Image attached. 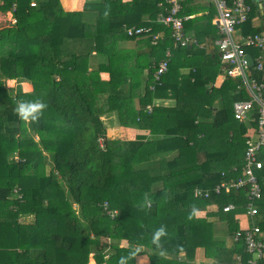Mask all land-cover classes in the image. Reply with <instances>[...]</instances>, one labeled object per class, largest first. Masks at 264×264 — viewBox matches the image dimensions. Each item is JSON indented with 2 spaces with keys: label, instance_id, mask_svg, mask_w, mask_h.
Segmentation results:
<instances>
[{
  "label": "trees",
  "instance_id": "16d2710c",
  "mask_svg": "<svg viewBox=\"0 0 264 264\" xmlns=\"http://www.w3.org/2000/svg\"><path fill=\"white\" fill-rule=\"evenodd\" d=\"M86 2L68 10L62 0H0L3 11L15 4L18 18L0 28V264H118L134 245L149 264H200L199 249L211 264H248L252 254L234 240L247 193L214 191L237 179L244 165L248 124L235 118L233 105L249 98L246 91L230 76L214 87L223 69L218 53L174 47L171 28L157 21L166 0ZM182 4V16L203 7ZM192 20L185 31L200 37ZM132 25L164 37L153 45L146 35L128 36L125 27ZM124 41L138 48L120 47ZM168 49L169 68L156 80ZM93 52L107 60L97 69L90 68ZM251 71L262 80L264 71ZM12 79L32 89L9 86ZM37 97L48 105L43 116L22 121L16 104ZM163 98L174 102L153 104ZM117 111L124 129L149 133L111 137L103 117ZM259 175L264 179V168ZM145 195L150 209H143ZM229 203L236 208L224 211ZM259 204L255 221L264 240V196ZM218 218L229 223L222 240L213 227ZM162 224L169 232L165 257L150 243ZM128 264H138L137 257Z\"/></svg>",
  "mask_w": 264,
  "mask_h": 264
},
{
  "label": "built area",
  "instance_id": "2783aa9c",
  "mask_svg": "<svg viewBox=\"0 0 264 264\" xmlns=\"http://www.w3.org/2000/svg\"><path fill=\"white\" fill-rule=\"evenodd\" d=\"M213 4L216 9L214 24L217 27L218 37L214 44L218 48V54L222 61L225 74L230 77L242 79L246 93L249 98L236 100L234 102V116L243 123L255 125L252 133L246 134V150L244 154V165L241 168V174L237 179L223 180L216 184L214 191L220 194L223 190L231 192L233 189H243L246 191L248 202L246 204L247 211L244 212V221L240 216V228L234 235V240L239 242L243 240L246 251L252 254V258L248 260V264H259L258 259L264 257V240L262 238V228L256 223L255 216L260 212V201L264 196V179L259 175L260 169L264 168V162L261 159V152L264 149V78L258 80L251 77V67L257 70L264 69V55L257 54L254 56V66H250L247 59L248 48H256L264 53V36L258 33L249 34L247 36L236 37L238 27L249 21L253 12L250 0H207ZM168 7L166 12L159 13L157 21L162 22L165 26L171 28V36L173 38L174 47L189 46L193 43L197 44L196 39L186 33L184 22L191 18L190 15H181L182 0H166ZM35 5L36 2H32ZM17 6L11 9L10 16L0 13V28L15 25L18 18L15 15ZM128 36L146 35L150 37L151 43L157 45L164 37V32H154L151 26L132 25L125 27ZM173 51L168 49L166 57L163 58L155 69V78L159 80L169 68V62ZM240 87V86H239ZM103 142H101V145ZM237 172V168H234ZM202 189H196V195L202 194ZM206 191V190H204ZM239 194L241 190H238ZM205 196H210L209 191L205 192ZM234 203H229L223 207L224 211L235 209ZM240 213V212H238ZM242 215V214H241ZM245 225H244V224ZM241 259L240 254L237 255Z\"/></svg>",
  "mask_w": 264,
  "mask_h": 264
},
{
  "label": "crops",
  "instance_id": "0c3cea01",
  "mask_svg": "<svg viewBox=\"0 0 264 264\" xmlns=\"http://www.w3.org/2000/svg\"><path fill=\"white\" fill-rule=\"evenodd\" d=\"M86 0H62V3L64 4V6L68 9V10H81L82 8H80V5L82 7L83 2H85ZM89 1V0H88ZM123 1H127V0H123ZM196 4L201 3L203 5V7L198 6V12L189 14L190 16H192L189 19H193V26L197 27L200 30V37L199 36H194L192 35V33L189 32V34L191 35V37H193L194 39H196L197 44L193 43L191 45H194L195 49L203 51L204 53H218V48L217 46H215L214 41L215 39H213L212 37L217 35V27L215 26L214 22V18L216 16V9L213 6V4L209 3L207 0H194ZM252 3V7H253V12L249 18V21L247 23H244L242 25H240L238 27V30L236 32V37L239 39L241 38V36H247L249 34H261L264 36V0H250ZM80 4V5H79ZM210 4L213 6V8L210 6ZM74 6H77L78 9H76ZM11 9L8 10H0V13H3L4 15L10 16V12ZM211 15V16H210ZM145 19L149 20L148 17L146 16ZM217 39V37H216ZM123 45V48H133L136 49L138 48V46L135 44V41H124L121 43ZM190 46V45H189ZM248 53L251 54L253 57L256 56L257 54H261L264 55V53H262L261 51L258 52V50L255 52L253 50H250L249 48L247 49ZM93 58H96L99 61V65L101 63H105L106 57L98 55L96 52H93ZM222 73H219L216 78L214 79V87L215 88H220L222 86V84L224 83V80L226 79V77H228L225 74V70L224 67H222ZM252 68V67H251ZM97 69V68H95ZM180 69L182 70V73L185 74H189V68L181 66ZM259 71H264L263 70H259ZM147 74V72H143L142 76H145ZM251 77L256 78L255 76H253V74H250ZM101 77L104 80H109L110 78V73L108 71H101ZM262 78H264V75L262 76ZM236 79L238 80L240 83L237 85V89H242L244 91H246L245 88V84L243 82L242 79L239 78H235L232 77V79L229 80V82H233V80ZM240 86V87H239ZM246 93V92H245ZM246 95H248V93H246ZM249 96V95H248ZM172 102H174V100L172 99H166L163 98L161 100L156 99L154 100L153 104H159V103H163L165 105H170ZM151 105V104H149ZM255 130V125L254 124H249L246 125V133H252ZM245 133V134H246ZM261 159L264 162V150L263 152H261ZM264 176V175H263ZM33 218V217H32ZM245 217L242 216V220L244 221ZM28 217H25L24 220H28ZM200 251H201V255H200ZM144 256V259H141L140 257ZM198 258H199V263L201 264H211L212 260L208 259L203 251L201 249H199L198 251ZM149 257L147 254H140L139 256H137V263L138 264H149Z\"/></svg>",
  "mask_w": 264,
  "mask_h": 264
},
{
  "label": "clouds",
  "instance_id": "9594fccd",
  "mask_svg": "<svg viewBox=\"0 0 264 264\" xmlns=\"http://www.w3.org/2000/svg\"><path fill=\"white\" fill-rule=\"evenodd\" d=\"M108 11H105V16H108ZM48 105L45 101L37 97L32 100H20L15 108L14 112L17 116L24 122H35L39 121L43 116ZM144 206L143 209H150L152 207V198L148 195L143 197ZM191 218V217H189ZM169 237V232L166 225H160V227L154 229L151 233L150 243L155 246L160 257L166 256V249L163 245V240ZM139 246H132L128 249L127 256H121L119 258L118 264H128L130 260L138 256L139 251L137 250Z\"/></svg>",
  "mask_w": 264,
  "mask_h": 264
},
{
  "label": "rangeland",
  "instance_id": "374dc122",
  "mask_svg": "<svg viewBox=\"0 0 264 264\" xmlns=\"http://www.w3.org/2000/svg\"><path fill=\"white\" fill-rule=\"evenodd\" d=\"M86 1H88V0H86ZM86 1L83 2L82 7L79 4L80 8H82V9L84 8V5L87 3ZM32 6H34V5H32ZM74 7L76 9H78L77 6H74ZM120 47H123V45L120 44ZM249 49L253 50L255 52L258 50L256 48H249ZM258 52H259V50H258ZM91 58H92V60H91ZM90 68H92V69L99 68V61L96 58H93V55L90 57ZM8 84H9V86H16L17 84H21L22 89L24 91H30L32 89V84L30 82L23 81V80L12 79V80L8 81ZM148 107H149V109H152V106H148ZM103 120L105 122V126L108 129L107 132L113 138L135 139V135L138 134V133H149L148 131L139 130V129H137V132H136L135 130L131 129L130 127H128V129L125 127L127 129V132H125L126 129H124V127H122L120 125V116H119L118 111L116 113H111V114L107 113V114H105L104 117H103ZM230 120H231V122L234 121L232 117H230ZM234 123H235V121H234ZM126 133H128V134L126 135ZM246 134H248V133H246ZM100 142H103V138L100 139ZM13 156L15 157V160L19 159L18 154L15 153ZM65 187H66V185H65ZM66 189H67V187H66ZM199 215H202V213H199ZM202 216H204V214ZM240 216H242V215L237 213L236 219L238 220L240 218ZM32 219L33 218L30 215L28 221H31ZM244 223H245V221H244ZM228 224L229 223L226 220V218H218L216 220V223H215V225L213 227H214L216 236L220 240H222L223 237H226L228 235V229H227L228 228ZM200 255H201V251H200ZM140 258L144 259V256H142ZM92 262H93V260H92Z\"/></svg>",
  "mask_w": 264,
  "mask_h": 264
},
{
  "label": "water",
  "instance_id": "95a60500",
  "mask_svg": "<svg viewBox=\"0 0 264 264\" xmlns=\"http://www.w3.org/2000/svg\"><path fill=\"white\" fill-rule=\"evenodd\" d=\"M247 59L249 60L250 66H254L255 61H254V57L251 54L247 55Z\"/></svg>",
  "mask_w": 264,
  "mask_h": 264
}]
</instances>
